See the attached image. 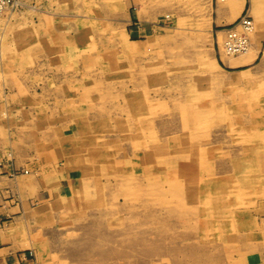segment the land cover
Instances as JSON below:
<instances>
[{
	"label": "rangeland",
	"instance_id": "374dc122",
	"mask_svg": "<svg viewBox=\"0 0 264 264\" xmlns=\"http://www.w3.org/2000/svg\"><path fill=\"white\" fill-rule=\"evenodd\" d=\"M215 3L14 0L7 9L0 141L68 140L81 186L40 234V260L244 264L264 243V39L255 60L226 66L213 45ZM246 12L218 32L227 56L226 29Z\"/></svg>",
	"mask_w": 264,
	"mask_h": 264
},
{
	"label": "crops",
	"instance_id": "0c3cea01",
	"mask_svg": "<svg viewBox=\"0 0 264 264\" xmlns=\"http://www.w3.org/2000/svg\"><path fill=\"white\" fill-rule=\"evenodd\" d=\"M234 1L236 0H232V2ZM237 1L240 3L241 9L239 14H235V11L231 9V4L220 6L217 3H215L211 13L213 45L220 61L226 66H231L227 63L228 61H238L241 56L230 57L223 54L219 40V30L223 32L224 27L229 25L234 17L237 18L245 11L253 18L252 12H248V10L250 11L254 0ZM260 21H262L260 22L262 28L260 44H262L264 39V20ZM141 29L145 30L140 28L139 31H142ZM55 147L47 143H43V145L34 144L30 140L18 144L15 142L12 145H5L3 141H0V264H48L36 256L34 245H36L38 240L42 239L40 234L43 233V230L41 228L52 225V219H54L53 211L62 208L60 201L57 200L64 195L70 185L75 183L73 173L69 170L64 158L63 149ZM41 163L42 165H40ZM36 234L39 236L37 237ZM252 248L253 255L248 257V259L246 258L247 261L244 264H264V244L254 242ZM161 256L163 257L164 255L158 253L157 257ZM188 257L191 258L190 256Z\"/></svg>",
	"mask_w": 264,
	"mask_h": 264
},
{
	"label": "bare ground",
	"instance_id": "6f19581e",
	"mask_svg": "<svg viewBox=\"0 0 264 264\" xmlns=\"http://www.w3.org/2000/svg\"><path fill=\"white\" fill-rule=\"evenodd\" d=\"M221 3H220V6H227L228 4H231V9L233 10V11H235V14L237 13V14H239V12H240V3H238V1L236 0V1H234V2H232V0H219ZM14 2V1H13ZM17 2V1H16ZM222 2H225V3H222ZM250 8V7H249ZM263 9H264V0H261V1H258V0H254L253 1V3H252V7L250 8V11L248 10V12H252V11H254V12H260L261 11V13L263 12ZM5 12H7V10H5L4 12H1L0 13V21H1V18L3 17V16H5ZM17 12V11H16ZM137 13V12H136ZM260 13V14H261ZM8 14H9V12H8ZM15 14V13H14ZM10 17H12V15L10 16L9 15V18ZM4 19H5V17H4ZM263 19V18H262ZM3 20V19H2ZM12 20V19H11ZM253 20V19H252ZM3 22H4V20H3ZM253 22V21H252ZM2 23V22H1ZM6 23V22H5ZM11 25H9V27L8 26H6L7 28H10L11 29V27H10ZM12 26H13V24H12ZM254 26V25H253ZM252 26V27H253ZM4 27V26H3ZM2 28V27H1ZM4 29V28H3ZM13 29V28H12ZM250 29H252V28H250ZM10 31V30H9ZM6 32L8 33V30L6 29ZM6 32H5V34H6ZM252 32V31H251ZM228 34V33H227ZM247 34H248V36H250V38H251V34H250V32L249 31H247ZM258 36V35H257ZM5 38V37H4ZM260 38H261V34H260V36L258 37V40H257V44H253V45H250V43H251V39H250V41L248 40V42H247V44L246 45H244L243 46V48H242V50H240V51H238V52H235V51H232V50H230V51H228V49L225 47V45H224V48H225V50H226V52L228 53V54H230V55H240L241 56V59L240 60H238V61H228L227 63L229 64V65H231V66H234V65H240V64H245V63H248V62H251V61H253L255 58H256V56H257V54H258V49H259V47H260ZM249 39V38H248ZM225 42V41H224ZM222 43V42H221ZM233 48V47H232ZM225 52V53H226ZM263 52V51H262ZM226 53V54H227ZM262 55H263V53H262ZM13 60V59H12ZM8 61H10V59L8 60ZM13 63V62H12ZM208 64H213V62H211V61H209V62H207ZM215 63L216 64H218L217 63V61H215ZM14 64V63H13ZM12 65V64H11ZM246 70V69H245ZM240 72V71H239ZM236 79H239V78H236ZM246 79V78H245ZM248 79V78H247ZM252 80V79H251ZM256 81V80H255ZM38 118V117H37ZM36 118V119H37ZM41 118V117H40ZM39 118V119H40ZM45 118V117H44ZM42 119V118H41ZM40 119V120H41ZM18 120V119H17ZM39 120V121H40ZM11 121V120H10ZM197 121H199V120H197ZM20 122V121H19ZM32 122H33V120H32ZM31 122V123H32ZM41 123V122H40ZM189 123H191V122H189ZM48 124V123H47ZM41 125V124H40ZM45 125V124H44ZM62 126V125H61ZM189 126V125H188ZM24 127V126H23ZM59 127V126H58ZM44 128V127H43ZM41 129V128H40ZM39 129V130H40ZM29 130V129H28ZM42 130V129H41ZM45 130V129H44ZM47 130V129H46ZM20 131V130H19ZM31 132V131H30ZM29 132V133H30ZM58 132V131H57ZM56 132V133H57ZM20 133V132H19ZM34 133V132H33ZM40 133V132H39ZM43 133V132H42ZM23 134V133H22ZM32 134V133H31ZM41 134V133H40ZM39 134V135H40ZM17 135V134H16ZM42 135V134H41ZM60 137V136H59ZM67 137V136H66ZM40 138V137H39ZM41 138H43V137H41ZM52 138H53V136H52ZM44 139V138H43ZM51 139V138H50ZM57 139H59V138H57ZM8 140H9V138H8ZM35 140H37V139H35ZM55 140V139H54ZM4 141V140H3ZM11 141H13V140H11ZM39 141V140H38ZM43 141V140H42ZM46 141V140H45ZM48 141V140H47ZM14 142H16V141H14ZM6 143V142H5ZM4 143V144H5ZM9 144H10V142H8ZM8 144V145H9ZM35 144V143H34ZM53 144V143H52ZM54 144H56V146L59 148V147H61L62 149H63V155H64V158L66 159V162H67V155H68V153H70L71 151V146H70V144L68 143V140H65V141H62L61 140V142H59L58 144H62V145H57V143H54ZM12 145V144H11ZM3 146V145H2ZM93 146V145H92ZM53 147H55V145H53ZM56 148V147H55ZM85 148V147H84ZM35 149V148H34ZM3 150V149H2ZM12 151V150H11ZM14 151H15V149H14ZM29 151H31V150H29ZM41 151V150H40ZM48 151V150H47ZM45 152V151H44ZM38 154H40L39 152H38ZM43 154V153H42ZM8 155V154H7ZM14 155V154H13ZM1 156H3L2 154H1ZM11 156V155H10ZM9 157V156H8ZM38 158H39V156H38ZM46 159V158H45ZM1 160V159H0ZM40 160V159H39ZM69 161H70V159H68ZM4 161V160H3ZM14 161V160H13ZM47 161V160H46ZM45 161V162H46ZM68 161V162H69ZM9 162V161H8ZM33 162V161H32ZM34 162H37V161H34ZM51 162V161H50ZM52 164H54V163H52ZM11 165V164H10ZM25 165V164H24ZM23 165V166H24ZM27 165V164H26ZM40 165H42V163L40 164ZM39 165V166H40ZM45 166H47V165H45ZM25 167V166H24ZM28 167V166H27ZM32 167V166H31ZM42 167V166H41ZM54 167V166H53ZM52 167V168H53ZM39 168V167H38ZM13 169V168H12ZM30 169V168H29ZM40 169V168H39ZM55 169V168H54ZM34 170V169H33ZM29 171H31V170H29ZM44 171V170H43ZM48 171V170H47ZM54 171V170H53ZM11 172V171H10ZM36 172V171H35ZM73 173V172H72ZM84 174V173H83ZM20 175V174H19ZM24 175V174H23ZM44 175V174H43ZM53 175H54V173H53ZM74 175V174H73ZM86 175V174H85ZM45 176V175H44ZM20 177V176H19ZM18 177V178H19ZM28 177V176H27ZM37 177V176H36ZM23 179H24V177H23ZM28 182V181H27ZM15 185H16V183H15ZM29 185V184H28ZM30 186V185H29ZM83 186V185H82ZM89 186V185H88ZM81 186H80V183H79V181H76L75 180V183L73 184V185H70L68 188H67V191L64 193V195H62V197L59 199V200H57V201H60V205H61V207L63 208L64 206H66V204L68 205V203L71 201V200H73L74 199V197L78 194V193H81L80 192V190H81V188H80ZM48 188V187H47ZM53 188V187H52ZM17 192V191H16ZM33 192H34V190H33ZM35 193V192H34ZM91 193V192H90ZM99 193H100V191H99ZM81 195V194H80ZM21 196V195H20ZM22 197V196H21ZM26 197V196H25ZM35 197H36V195H35ZM55 197V196H54ZM24 198V197H23ZM49 199V198H48ZM39 200V199H38ZM28 201V200H27ZM42 201V200H41ZM54 201V200H53ZM76 201V200H75ZM198 201V200H197ZM22 202V201H21ZM34 203V202H33ZM26 204V203H25ZM50 204V203H49ZM27 205V204H26ZM41 205V204H40ZM70 205V204H69ZM49 206V205H48ZM47 206V207H48ZM54 206V205H53ZM52 207V206H51ZM67 207V206H66ZM39 209V208H38ZM37 209V210H38ZM70 209V208H69ZM28 210V209H27ZM57 210V209H56ZM66 210V209H65ZM68 210V209H67ZM206 210V209H205ZM23 211V210H22ZM61 211V210H60ZM60 211L58 212L59 214H60ZM71 211V210H70ZM68 213V212H67ZM70 213V212H69ZM38 214V213H37ZM64 214V213H63ZM31 215V214H30ZM57 215V214H56ZM49 217V216H48ZM68 220V219H67ZM36 221V220H35ZM44 221H46V220H44ZM37 223V222H36ZM42 223H43V221H42ZM53 223V222H52ZM30 224V223H29ZM38 224V223H37ZM41 224V223H40ZM44 224V223H43ZM48 224V223H47ZM33 225V224H32ZM45 225H46V223H45ZM260 225V227H263L262 228V233L264 232V226L262 225L261 226V224H259ZM30 228V227H29ZM42 230H43V234H45V232H46V230H45V227L44 228H41ZM27 230H28V228H27ZM39 230V229H38ZM30 231V230H29ZM31 232V231H30ZM24 233V232H23ZM33 233V232H32ZM31 235V234H30ZM35 235V234H34ZM36 236H37V234H36ZM36 236H34V237H36ZM39 236V235H38ZM37 236V237H38ZM27 238V237H26ZM32 238V237H31ZM46 238V237H45ZM25 239V238H24ZM34 239V238H33ZM30 240V239H29ZM243 240V239H242ZM30 241H32V240H30ZM256 241H258V240H256ZM261 241H263V240H261ZM40 242V243H39ZM39 243V245L41 244V241H37V243H36V245ZM264 244V243H263ZM252 247V246H251ZM251 247H249V249L251 248ZM255 247V246H254ZM46 249V248H45ZM253 249V248H252ZM244 250H246V249H244ZM245 252H247V250L245 251ZM259 252V251H258ZM264 252V251H263ZM45 253V252H44ZM196 253V252H195ZM192 254V251H188L187 252V256H190ZM244 254V253H243ZM38 255V254H37ZM240 256V255H239ZM243 256V255H242ZM38 257V256H37ZM43 257V256H42ZM49 257V256H48ZM45 258V257H44ZM208 259V258H207ZM206 259V260H207ZM261 261V260H260ZM39 262V261H38ZM246 264V263H245Z\"/></svg>",
	"mask_w": 264,
	"mask_h": 264
},
{
	"label": "built area",
	"instance_id": "2783aa9c",
	"mask_svg": "<svg viewBox=\"0 0 264 264\" xmlns=\"http://www.w3.org/2000/svg\"><path fill=\"white\" fill-rule=\"evenodd\" d=\"M14 0H0V13L10 8ZM252 17L246 12L238 19L234 26L228 27L227 40L224 42L228 51L238 52L247 44V31L253 28ZM239 31V32H238ZM246 36V37H245ZM233 47V48H232Z\"/></svg>",
	"mask_w": 264,
	"mask_h": 264
}]
</instances>
